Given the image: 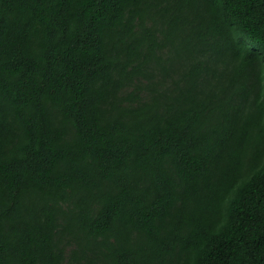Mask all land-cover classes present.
Here are the masks:
<instances>
[{
  "label": "trees",
  "instance_id": "16d2710c",
  "mask_svg": "<svg viewBox=\"0 0 264 264\" xmlns=\"http://www.w3.org/2000/svg\"><path fill=\"white\" fill-rule=\"evenodd\" d=\"M0 264H264V0H0Z\"/></svg>",
  "mask_w": 264,
  "mask_h": 264
}]
</instances>
